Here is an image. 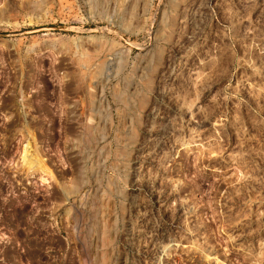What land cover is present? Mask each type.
I'll return each mask as SVG.
<instances>
[{"label": "rangeland", "instance_id": "obj_1", "mask_svg": "<svg viewBox=\"0 0 264 264\" xmlns=\"http://www.w3.org/2000/svg\"><path fill=\"white\" fill-rule=\"evenodd\" d=\"M0 264H264V0H0Z\"/></svg>", "mask_w": 264, "mask_h": 264}]
</instances>
